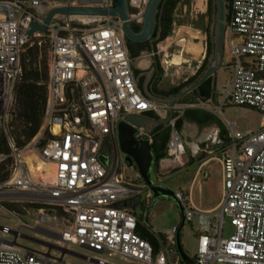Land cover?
<instances>
[{
  "label": "built area",
  "instance_id": "obj_1",
  "mask_svg": "<svg viewBox=\"0 0 264 264\" xmlns=\"http://www.w3.org/2000/svg\"><path fill=\"white\" fill-rule=\"evenodd\" d=\"M201 1L204 6L206 0ZM64 5L110 8L113 3L70 0L51 7L48 0H0V130L8 137L14 160L8 183L14 181V192L24 195L16 201L45 206L38 214L60 230L56 246L62 249L81 247L141 264H184L179 255L174 258L178 228L162 233L145 226L155 244L139 234L140 216L130 206L135 197L141 200L145 194L148 200L146 193H152L135 166L121 165L119 155L118 126L126 116L163 117L168 107L148 99L138 86L119 17H87L96 23L87 29L75 24L80 16L58 15L46 32L28 35L32 22L43 23L50 9ZM43 36L49 39L45 113L37 135L19 149L8 124L15 87L22 78L21 56L33 39ZM226 40L233 77L223 103L264 114V0H231ZM201 44L205 56L203 40ZM194 107L177 104L167 126V158L177 167L187 163V152L176 122ZM135 137L151 145L155 134L139 128ZM26 151L55 167V180L48 188L41 177V185L34 188L33 174L25 169ZM220 162L223 192L216 209L197 207L190 192L175 193L185 224L197 232L193 264H264V124L247 133L231 124ZM129 170L135 171L134 177ZM45 215L53 221L44 220ZM226 218L234 228L229 238L223 237ZM44 248L38 252L0 240V264H67L60 251ZM97 264L107 261L98 258Z\"/></svg>",
  "mask_w": 264,
  "mask_h": 264
},
{
  "label": "rangeland",
  "instance_id": "obj_2",
  "mask_svg": "<svg viewBox=\"0 0 264 264\" xmlns=\"http://www.w3.org/2000/svg\"><path fill=\"white\" fill-rule=\"evenodd\" d=\"M48 1L50 3V6L52 7L67 3L70 0ZM72 1L78 3L80 0ZM148 1L149 0H130L133 18L135 20V23L138 25H140L142 22L143 14L147 7ZM205 3L206 4L203 6L201 0L182 1L178 5L174 14L175 22L172 32L165 41L155 46L156 50L161 51V60H168L169 62V81L171 78H173L175 83L184 84L185 82L191 80L194 76H196L198 70L205 61L206 56L204 57V53L198 56H194L191 51H186V44L188 42V39L191 40L194 47L200 50H203L201 44V41L203 40V42L205 43L204 51L205 54H207L209 29L213 34L215 26V13H213L212 16H209L208 0H206ZM200 11H203V13H201ZM204 19L207 20L206 24L204 22ZM75 24L77 26H82L83 28L89 29L92 28L96 23L88 21V18L83 19L82 17H79L75 21ZM198 26L203 29L199 28ZM188 29H193L192 36L188 35V32H191L187 31ZM195 29H200L202 31H197ZM31 43H33V41ZM40 45L47 52V54H49V39L47 36H44L42 38ZM166 51L168 53V56H165ZM176 54L182 55L183 62L179 66H171L170 61ZM230 55L231 48L228 40H226L224 65L220 70H218L215 102L213 104H210L209 108L218 115L219 119L222 121L223 125L228 128V130H230V124H232L236 128V130L241 133H247L249 131L255 132L259 130L260 127L264 124L263 113L250 109L248 107L236 106L229 102L226 104L223 103L226 97V92L230 87L233 77V69L230 66ZM11 121H9L8 124L9 135L12 132L13 128L18 124L16 123L14 127H11ZM26 146H29V143ZM119 155L121 165H128L126 161V155L123 154L121 150L119 152ZM31 156L33 157L34 155L30 151H26L23 155L25 169L30 171V166L33 163L35 164V161H33L32 164L29 163ZM190 160V152L187 151L185 161L188 162L182 167H176V172L165 178L164 182L161 183V185L165 188L173 190L175 193L179 191L188 192L191 189L192 180L197 169V166L193 164L196 162V160L199 159L194 160V162ZM135 170L138 171L136 167ZM154 170L155 182H157L156 174L158 172V168ZM204 172H207L208 178L205 179L204 176L201 175V177L199 178V182L194 185L193 199L194 202L202 208H214L220 202L222 195L221 162L218 160L210 161ZM127 174L134 177L135 171L133 170L131 172V170H129ZM37 177H35L33 174L34 188H37V186L41 184L42 186L44 184V187H49V185L43 182L42 179V183L40 184ZM9 181V178H7L4 182L0 183V240L17 242V244L25 248H29L38 252H43L45 250L44 246H41L40 244L24 238L23 235L31 236L56 245L58 242V234L60 230L41 221L40 215L38 214V209L32 207L34 205H40L43 207L45 206L39 202H17L16 198H22L24 196L22 194H16V192H14L16 188L12 185L8 186ZM13 193H15L16 196ZM25 196L30 197V195ZM142 200V208L139 207L138 211H136L132 206L130 207H132L133 211L136 212L139 216L143 215V224L146 227L155 232L158 231L165 233L172 230L173 228H179L181 226L182 214L174 200L169 198H150L147 200L145 194L142 196ZM11 204H14L15 209H17L21 214L9 211L6 205ZM49 215L53 217L52 212H49ZM52 221L53 219L51 218L50 222ZM26 225L29 226L25 227ZM233 233L234 228L231 226L230 220L226 218L224 223L223 237L229 238ZM180 234L184 252L190 259L194 258L197 253V232L189 224L186 223L181 229ZM71 249V251L76 254L66 253L64 255V260L67 262V264H97L90 259H86V257L95 260H97L98 258H104L107 261V264H141L140 262L131 259L124 260L119 257H109L107 255L99 256L95 252L81 247H72ZM173 251L175 253L174 258L176 259V257H178L179 255L176 246L173 247ZM57 253L59 254V252Z\"/></svg>",
  "mask_w": 264,
  "mask_h": 264
},
{
  "label": "water",
  "instance_id": "obj_3",
  "mask_svg": "<svg viewBox=\"0 0 264 264\" xmlns=\"http://www.w3.org/2000/svg\"><path fill=\"white\" fill-rule=\"evenodd\" d=\"M164 0H149L145 12L143 14V19L140 24V30L136 32L134 30L135 20L133 18V13L131 9L130 0H116V5L110 8L103 6H75V5H64L53 7L48 11L44 22L39 24L32 22L30 24V29L28 30V35L32 37L36 33H44L48 29V25L51 23L52 19L58 15L66 16H80V17H91V18H101V17H119L123 21V31L126 40L133 44H144L152 40L156 28L158 25V15L160 13V6ZM230 14V0H215V26L213 31V43L214 51L211 62L203 74V76L194 84L188 86L182 90L179 94L173 98H167L162 96H157L152 94L149 90V83L152 78V73L149 72L143 82L142 89L144 95L157 103L167 105V116L164 118L155 120L151 117L142 114H131L126 116V118L120 122L118 126V142L119 148L123 154L126 155V161L130 167L135 166L140 173L142 179L150 189L151 193L155 198L165 197L172 199L178 205L182 214V223L177 231L176 235V248L180 256L181 261L184 264L191 263L190 258L184 252L182 242H181V229L185 225L184 212L181 203L178 201L176 194L173 190L165 188L154 182L152 177V168L155 161V155L152 150L151 145L147 140L138 139L135 137L137 130L139 128H144L148 133H154L156 128L168 126L170 120L175 116L177 102L186 96L187 94L195 91L200 95V86L205 83L208 79H212L215 83L218 70H220L224 65L225 57V42H226V28L229 23ZM184 119L181 117L177 120L176 126L178 128L182 127ZM100 160L105 164L106 158L102 155ZM140 197H135L132 200V204L136 205ZM24 238L40 244L41 246L47 247L49 250H58L63 256L66 253L76 254L71 250L62 249L52 243L40 240L31 236L23 235ZM92 251L91 249H88ZM93 262L97 263V260L86 257Z\"/></svg>",
  "mask_w": 264,
  "mask_h": 264
},
{
  "label": "trees",
  "instance_id": "obj_4",
  "mask_svg": "<svg viewBox=\"0 0 264 264\" xmlns=\"http://www.w3.org/2000/svg\"><path fill=\"white\" fill-rule=\"evenodd\" d=\"M184 0H164L160 6V13L158 15V25L156 32L151 41L138 44L141 49L147 46H155L163 41H165L173 30V25L175 22V11L178 5ZM116 5V0H113V6ZM208 13L212 16L215 13V0H208ZM134 30L138 32L140 30V25H134ZM44 37V36H43ZM42 37V38H43ZM42 38L33 39V43H29L26 46L25 51L21 56L22 63V78L19 83H17L14 91L15 101L13 106V118L11 121V127H14L10 133L11 138L14 139L16 147L19 149L24 148L39 132L43 117L45 113L46 99H47V85H48V54L40 45ZM130 55H134L136 50L133 48V44L126 40ZM214 51L213 34L209 29V37L207 41V54L203 65L198 70L196 76L191 80L181 84L168 92H160L153 88V92L156 95L173 98L184 90L187 86L196 82L199 77H202L206 72L210 59H212ZM206 82L208 84L211 79ZM189 95L181 98L178 103H189L187 101ZM192 104V103H191ZM209 120L217 121L213 117H202L200 121L205 123ZM170 132L169 129H164V138L162 142H158V136L155 135L154 142L151 144L152 150L155 155L154 169H157L159 163L162 159L167 158V144L169 141ZM43 144H41L42 146ZM12 149L9 146L7 135L0 130V157L3 155L8 156L6 159L0 161V183L4 182L9 178L11 174V166L13 164V158L10 156ZM7 209L13 213L21 214L15 205H6ZM37 209L43 206L34 205ZM144 219L142 216L139 217L138 232L139 234L153 242L156 243L155 238L151 231L145 227ZM180 228V227H179ZM178 228V230H179ZM157 247V244H156ZM191 263H194V258L190 259Z\"/></svg>",
  "mask_w": 264,
  "mask_h": 264
},
{
  "label": "crops",
  "instance_id": "obj_5",
  "mask_svg": "<svg viewBox=\"0 0 264 264\" xmlns=\"http://www.w3.org/2000/svg\"><path fill=\"white\" fill-rule=\"evenodd\" d=\"M200 12L203 13V11H200ZM206 21L207 20L204 19L205 24H206ZM195 30L202 31L200 29H195ZM160 55H161V51L154 49L153 46H147L143 49H139L136 51L134 55L132 56L130 55L132 58V68L135 74V79H136L138 86L142 90V92H143V89H142L143 82L145 81L147 77L146 75L149 72L152 73V78L149 83V90L152 94H155L153 92V88H155L156 90L160 92H168L171 89L181 85V84L175 83L173 78H171L169 81V76H170L168 72L169 62L168 60H161ZM165 56H168L167 51L165 53ZM217 78H218V72H217L215 83L211 79V82L209 83L210 89H208L209 91H207L206 94L201 91L200 95H198L195 91H193L187 94L189 95L187 98V101L189 103H178L177 102V104H191L192 103L196 105V107L190 108L186 110L183 114H180V116L184 119V123L182 127L179 128L184 144H185V147H186V152L187 151L190 152V159L193 162L194 160L199 159V160H196V162L193 164L197 166V169H196L195 175L192 180L191 189L188 191L191 193L192 199H193L194 185H196V183L199 182V178L201 177V175H203L205 179L208 178L207 172H204L207 165L212 160L220 161L221 150L223 146L227 144L228 139H229L228 128L225 125H223L218 115L209 108V105L215 102ZM142 115L158 120V119L164 118V116H167V112L165 113L163 117L153 115L152 113H144ZM206 116L213 117L217 121L209 120L205 123H202L200 121V118L206 117ZM166 128L159 127V128H156L154 131V134L155 135L157 134L158 136L159 143H161L162 139L164 138V129ZM206 145H208V147ZM176 167L177 166L173 165L168 158L162 159L159 163L158 172L156 174L157 182H155V170L154 168H152L153 169L152 177H153L154 182L158 185H161V183L164 182L165 178H167L168 176L176 172L175 170ZM221 192H223V176H222ZM146 194L147 196L149 195L150 198H155L153 194H150V192L149 193L147 192ZM160 198H165V197H160ZM193 202H194V199H193ZM194 204L197 207L205 211H212L216 209L217 206L219 205L218 203V205L214 208H202L198 206L195 202Z\"/></svg>",
  "mask_w": 264,
  "mask_h": 264
},
{
  "label": "bare ground",
  "instance_id": "obj_6",
  "mask_svg": "<svg viewBox=\"0 0 264 264\" xmlns=\"http://www.w3.org/2000/svg\"><path fill=\"white\" fill-rule=\"evenodd\" d=\"M82 18L87 19L86 17H82ZM192 30L193 29L187 30V31H191V32H188V35H190V36L193 35ZM190 36H189V38H190ZM187 41H188L187 44L185 43L186 44V51H191L194 56H198L202 53L203 50H200V49L194 47L193 43L191 42L190 39H188ZM182 62H183L182 55L176 54L172 57L170 64L173 66H179L182 64ZM33 161H35V164L34 163L32 164ZM29 163L32 164L30 166V168H31V172L34 174L35 177H37V176L41 177L43 182H45L47 185H50L54 182V180H55V167L53 165L41 161V159L36 158V156H33V157L31 156ZM39 177H37V178H39ZM13 184H14V181L8 183V186L13 185ZM22 198H24V197H22ZM44 220L51 221V218H48L45 215Z\"/></svg>",
  "mask_w": 264,
  "mask_h": 264
},
{
  "label": "flooded vegetation",
  "instance_id": "obj_7",
  "mask_svg": "<svg viewBox=\"0 0 264 264\" xmlns=\"http://www.w3.org/2000/svg\"><path fill=\"white\" fill-rule=\"evenodd\" d=\"M230 2H231V0H230ZM136 25H138V24H136ZM133 44V43H132ZM140 45H138V44H133V48H134V50H139V49H141V47H139ZM145 48V47H144ZM194 83H196V82H194ZM194 83H192V84H194ZM191 84V85H192ZM190 86V85H189ZM210 85L208 84V82H205V83H203L201 86H200V90L202 91V92H204L205 94L207 93V91H209L208 89H210V87H209ZM212 92V91H211ZM154 165V164H153ZM142 205H143V200L141 199V200H139L137 203H136V205H133L132 204V207L136 210V211H138V209H139V207H141L142 208Z\"/></svg>",
  "mask_w": 264,
  "mask_h": 264
}]
</instances>
